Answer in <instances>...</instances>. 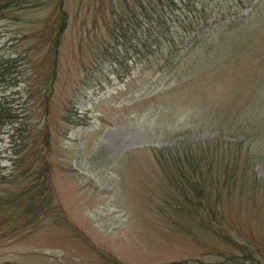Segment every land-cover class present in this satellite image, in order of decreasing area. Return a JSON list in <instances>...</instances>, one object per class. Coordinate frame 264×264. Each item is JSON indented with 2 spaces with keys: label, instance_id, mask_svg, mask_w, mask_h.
<instances>
[{
  "label": "rangeland",
  "instance_id": "rangeland-1",
  "mask_svg": "<svg viewBox=\"0 0 264 264\" xmlns=\"http://www.w3.org/2000/svg\"><path fill=\"white\" fill-rule=\"evenodd\" d=\"M108 2L0 0L14 109L51 84L52 192L24 230L10 233L1 211L0 264H264V0L140 61L112 36ZM1 174L2 199L40 187L6 158Z\"/></svg>",
  "mask_w": 264,
  "mask_h": 264
},
{
  "label": "trees",
  "instance_id": "trees-1",
  "mask_svg": "<svg viewBox=\"0 0 264 264\" xmlns=\"http://www.w3.org/2000/svg\"><path fill=\"white\" fill-rule=\"evenodd\" d=\"M99 2L102 0H91ZM110 12L115 16L111 27V34L115 40L126 45V51L135 53L136 60L147 59L164 50L170 53L177 50L179 43H192L208 31L217 19L224 20L230 12L241 13L245 8L252 6L255 0H108ZM118 8L117 9V6ZM60 28L65 27L66 17L60 11L57 21ZM55 46V44H54ZM124 49V47H123ZM50 70V80L55 76L57 48L54 47ZM8 56L0 55V136L6 135L7 146L0 151L5 155L0 157L11 161L13 167L21 173H28L23 178L39 179L40 187L30 185L22 189L11 201L0 197V213L7 215L1 225L9 227V231L16 232L26 229L37 222L50 211L51 188L50 174V135L47 125L49 115V99L51 96L50 82H44L38 88V95L42 97L39 105L42 112L35 123L29 124L28 116L33 108L27 107L31 94L22 104L21 112L14 109L11 93H6V83H10L11 65ZM129 72L127 71V74ZM14 94V93H13ZM30 126V127H29ZM29 127V128H28ZM161 159L166 162L179 163L181 157L173 148L161 151ZM0 175V181L5 180ZM15 199V200H14ZM5 207V208H4ZM214 210H211V216ZM0 218H3L0 215ZM212 222V221H211ZM3 230V229H2ZM220 230H225L222 227ZM211 232L229 244H236L228 234L222 235L218 228L211 226ZM9 233V234H10ZM245 253L243 245H236ZM249 254V252H248ZM247 255V253H246ZM249 256V255H247ZM255 264L259 261L255 259ZM120 264V263H115ZM166 264V263H165ZM167 264H185V261H173Z\"/></svg>",
  "mask_w": 264,
  "mask_h": 264
}]
</instances>
